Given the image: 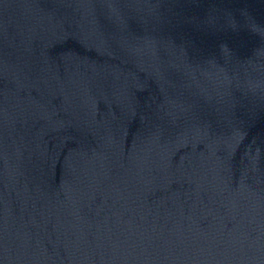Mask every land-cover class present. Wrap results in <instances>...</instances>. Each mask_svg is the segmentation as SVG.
I'll return each mask as SVG.
<instances>
[{"label":"water","instance_id":"obj_1","mask_svg":"<svg viewBox=\"0 0 264 264\" xmlns=\"http://www.w3.org/2000/svg\"><path fill=\"white\" fill-rule=\"evenodd\" d=\"M0 264H264V0H0Z\"/></svg>","mask_w":264,"mask_h":264}]
</instances>
